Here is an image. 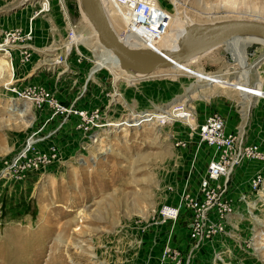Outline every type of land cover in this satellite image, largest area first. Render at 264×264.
Returning <instances> with one entry per match:
<instances>
[{
	"label": "rangeland",
	"instance_id": "obj_1",
	"mask_svg": "<svg viewBox=\"0 0 264 264\" xmlns=\"http://www.w3.org/2000/svg\"><path fill=\"white\" fill-rule=\"evenodd\" d=\"M36 1L0 0V264H160L166 248L164 264H264V198L250 193L252 176L264 174V61L257 64L264 45L248 48V93L231 51L239 41L139 81L112 61L113 70L89 81L102 53L81 0L49 8ZM160 2L173 15L170 27L177 17L264 22V0ZM109 19L137 48L122 37L126 24L116 10ZM69 23L88 39L78 48L69 45ZM35 94L98 110L99 119L86 129L77 117L52 116ZM177 103L192 109L191 126L223 116L227 133L248 147L228 183L235 209L224 231L197 248L183 203L200 198L214 149L185 122L110 126ZM163 206L181 207L178 219H162Z\"/></svg>",
	"mask_w": 264,
	"mask_h": 264
},
{
	"label": "built area",
	"instance_id": "obj_2",
	"mask_svg": "<svg viewBox=\"0 0 264 264\" xmlns=\"http://www.w3.org/2000/svg\"><path fill=\"white\" fill-rule=\"evenodd\" d=\"M42 5L61 0H37ZM116 9L119 16L124 20L126 26L122 37H130V41L139 46L135 49L149 51H165L161 44L168 34L171 24V14L163 8L160 0L158 5L154 0H108ZM65 10V9H63ZM68 40H76L75 27L68 24ZM121 40V39H120ZM122 41V40H121ZM220 76L221 74H211ZM23 99L28 95H21ZM36 103L51 107L52 116H60L62 119L77 117L80 126L86 129L95 126L99 119V111L89 113L73 107H65L47 95H37ZM156 113V114H154ZM193 111L186 103H177L173 106L159 110L158 112H142L129 119L119 122V126L138 128L150 123L162 125L177 122L193 121ZM127 121L128 124H126ZM135 121V122H133ZM118 124V123H117ZM115 126V125H114ZM193 132H197L202 143H206L214 149L205 178L201 183V196L198 199H186L184 206H188L191 212L189 224V236L193 242V248H197L203 241L215 237L224 231L225 219L235 209L233 201L226 198L227 187L232 174L237 170L243 158L246 157L248 147L238 143L233 134L226 131V121L219 114H211L207 119L197 125H189ZM37 135V134H36ZM35 135V136H36ZM31 152V151H30ZM264 160V153L260 156ZM252 195L264 198V174L258 172L250 180ZM251 196H241L238 200L245 201ZM181 207L163 206L160 209L162 219L176 220L179 217ZM171 255V249L166 248L161 258V263Z\"/></svg>",
	"mask_w": 264,
	"mask_h": 264
},
{
	"label": "water",
	"instance_id": "obj_3",
	"mask_svg": "<svg viewBox=\"0 0 264 264\" xmlns=\"http://www.w3.org/2000/svg\"><path fill=\"white\" fill-rule=\"evenodd\" d=\"M83 2L85 14L97 32L101 45L115 54L121 67L144 76H149L158 70L175 69L176 66L208 54L243 36L264 38V22L227 20L191 25L175 49L158 52L140 50L120 40L111 26L101 0H83ZM263 61L264 57L257 64Z\"/></svg>",
	"mask_w": 264,
	"mask_h": 264
},
{
	"label": "bare ground",
	"instance_id": "obj_4",
	"mask_svg": "<svg viewBox=\"0 0 264 264\" xmlns=\"http://www.w3.org/2000/svg\"><path fill=\"white\" fill-rule=\"evenodd\" d=\"M101 1L103 3V6L105 7V11H106L107 16L109 18L110 10L113 9L115 11L116 9L108 0H101ZM154 1L157 3V0H154ZM53 2H58V3L61 4V3H65V0L53 1ZM53 2H51L49 4H46V5H42L41 2L38 1V3H36V6H40L41 5L42 8H49V7H51V4ZM81 7H82L83 12L85 14V4H84L83 0H81ZM85 16H86V14H85ZM172 17H173V15H171V20H172ZM86 20H89V19L86 18ZM88 22H90V21H88ZM110 23H111V21H110ZM192 23L193 22L189 18L177 17L174 20V22L172 23V26L170 27V29L168 31V34L166 35L164 41L162 42L161 48L163 50H171V49H175L176 47H178L180 42L183 40L184 34H185L186 30H187V29H184L182 27H184V24H186V25H188L190 27L191 25L194 24V23L193 24ZM90 25H91L92 29L95 31V29L92 26V24H90ZM96 34H97V32H96ZM248 38H253V39L250 42L242 41V40H245V39H248ZM96 39H97V42H98L99 46L101 47V53L102 54L97 57L98 61H96V65L92 68V70L90 71V73L88 75V80L89 81L93 80L95 78V75L98 74V71H100V70H102V71H103V69L113 70L114 69L113 68V62L116 63V60H117L115 54L111 50H109V49H107V48H105V47H103L101 45V43L99 42L98 34L96 36ZM174 39H178L179 42H177L176 44L171 43L170 45H168V42L173 41ZM87 41H88V39L84 40V39L76 38V40L70 42L69 45L72 48L75 47V46H76V48H78L80 45L86 43ZM237 41H239V43L235 44L234 42H237ZM253 42H259V43H262L264 45V38H261V37H258V36H243V37H240V38H237V39L233 40L229 44H225V46H228V45L234 43V45L231 48L232 56L234 58V62H237L239 64V66H241V69H243V72L241 73L239 78L242 79V81H244V83L241 86V89L245 93L250 92V86H249L250 70H249V62H248V59H249V57H248V48L251 46V44ZM128 46H130V45H128ZM138 46L139 45H136L137 48H138ZM168 46H170V47H168ZM130 47H132V46H130ZM97 48H98V46H97ZM132 48H134V47H132ZM199 57L200 56L194 58L191 61H194V60L198 59ZM191 61H189V62H191ZM189 62H186L185 64H187ZM117 63L119 65V67H120V64H119L118 60H117ZM185 64H182L180 66H176V68H179V67H181V66H183ZM130 72H131L130 79H129L130 81H139V80H142V79L147 77V76L140 75V74H137V73L132 72V71H130ZM154 114H156V113H154ZM128 122H130V121H127L126 124H128ZM133 122H135V121H133ZM186 124L190 125L191 122H186ZM112 125L119 126L120 124L119 123L118 124H114V123L110 124V126H112ZM126 126H128V125H126ZM244 159L245 158H243V160ZM243 160H242V162H243Z\"/></svg>",
	"mask_w": 264,
	"mask_h": 264
},
{
	"label": "crops",
	"instance_id": "obj_5",
	"mask_svg": "<svg viewBox=\"0 0 264 264\" xmlns=\"http://www.w3.org/2000/svg\"><path fill=\"white\" fill-rule=\"evenodd\" d=\"M54 3H55V2H53V5H52V7H54V6H55V4H54ZM56 3H57V2H56ZM56 8H57V7H55L54 9H56ZM52 10H53V9H52ZM67 18H68V16H67ZM253 176H254V175H253ZM253 176H252V177H253ZM239 198H240V197H239ZM239 198H238V199H239Z\"/></svg>",
	"mask_w": 264,
	"mask_h": 264
}]
</instances>
